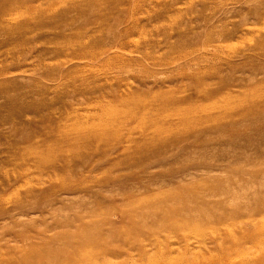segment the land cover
<instances>
[{"label": "rangeland", "instance_id": "obj_1", "mask_svg": "<svg viewBox=\"0 0 264 264\" xmlns=\"http://www.w3.org/2000/svg\"><path fill=\"white\" fill-rule=\"evenodd\" d=\"M262 237L264 0H0V264H264Z\"/></svg>", "mask_w": 264, "mask_h": 264}, {"label": "bare ground", "instance_id": "obj_2", "mask_svg": "<svg viewBox=\"0 0 264 264\" xmlns=\"http://www.w3.org/2000/svg\"><path fill=\"white\" fill-rule=\"evenodd\" d=\"M263 238V237H262ZM263 240H264V238H263ZM262 242H264V241H262ZM260 243V242H259ZM262 244V243H261ZM239 245V244H238ZM262 246V245H261ZM250 250V249H249ZM256 250V249H255ZM251 252H253V251H251ZM255 252V251H254ZM243 253H244V251H243ZM249 254V253H248ZM251 254V253H250ZM264 254V253H263ZM249 256V255H248ZM261 256H264V255H261Z\"/></svg>", "mask_w": 264, "mask_h": 264}]
</instances>
